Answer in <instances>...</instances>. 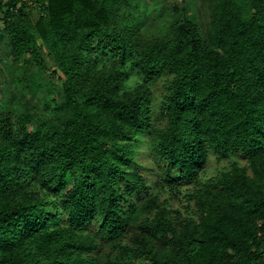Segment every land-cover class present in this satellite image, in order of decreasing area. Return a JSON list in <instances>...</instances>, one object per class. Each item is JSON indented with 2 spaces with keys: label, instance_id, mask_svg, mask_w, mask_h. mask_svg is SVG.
<instances>
[{
  "label": "trees",
  "instance_id": "obj_1",
  "mask_svg": "<svg viewBox=\"0 0 264 264\" xmlns=\"http://www.w3.org/2000/svg\"><path fill=\"white\" fill-rule=\"evenodd\" d=\"M204 5L0 0V264H129L90 224L117 244L147 212L134 264H264V0Z\"/></svg>",
  "mask_w": 264,
  "mask_h": 264
},
{
  "label": "rangeland",
  "instance_id": "obj_2",
  "mask_svg": "<svg viewBox=\"0 0 264 264\" xmlns=\"http://www.w3.org/2000/svg\"><path fill=\"white\" fill-rule=\"evenodd\" d=\"M196 5L198 7V9L201 11V16L204 18V20H206V13L202 12L205 11V5L203 7V0H196ZM33 16L34 18L38 17V9L37 7H35L33 9ZM162 19H158L157 21H155L153 23V25L150 27V30L153 33H156L157 35H163L164 30L162 29ZM150 21V20H149ZM0 24L2 25V19H1V14H0ZM2 65V69L5 71L6 67L3 63H1ZM132 76H136L137 75L133 72ZM131 76V77H132ZM4 77L3 74L0 75V102H3V100L7 97H9V93L8 90L4 87ZM163 83L162 80H159L155 86H154V90H155V95L159 96L158 98H156V102H155V106L157 107V109L155 110L156 116H158V120L157 122H164V118L161 116L160 111L158 109V104L160 101V96H161V91L163 89ZM4 89L6 90L7 93H5ZM119 144H121L120 142H118ZM133 146L137 148V151H135V156L136 158L141 161L144 162V170L141 171V173H144L146 177L149 176L150 182L151 184H155V190H161V191H165L164 193H162L161 195V200H165V197H167V199H169L168 205L169 207H178L181 208L182 210H185V204L186 203V199L183 198V195H176L173 192V188H162L161 185L162 183L157 180L156 177V164H154V162L151 160V157L149 156V137H144L140 140H136L133 143ZM232 158L238 157L237 155H232ZM229 160L228 159H219L216 158L214 156H211V159L208 163V165L205 167L204 169V173L202 174V178L205 179L206 177L212 176L217 174L220 169H222L223 167H228L229 166ZM158 186V187H157ZM151 215L150 213H146V214H141V216L136 219L134 221V223L129 226L128 230L124 233V235L122 236V238H120L117 241V244H115L114 242H112L111 238H107V237H103L100 235L99 232V225L97 220L95 219L91 224H90V229L93 230V232L97 233L99 236V239L101 241V243L103 244V246L105 247L106 251H110V254L114 255V254H123L126 256L128 263L129 264H134V260L136 258H138L137 256H134V245L137 242V237H140L139 240L142 239V237H144L143 234V230L140 224H142L145 219ZM138 240V243H139ZM118 245H122V248L125 247L126 245L129 246V248H131L130 254L124 252V250H122V248H120ZM138 245V244H137ZM136 247V246H135Z\"/></svg>",
  "mask_w": 264,
  "mask_h": 264
},
{
  "label": "clouds",
  "instance_id": "obj_3",
  "mask_svg": "<svg viewBox=\"0 0 264 264\" xmlns=\"http://www.w3.org/2000/svg\"><path fill=\"white\" fill-rule=\"evenodd\" d=\"M138 81H139V78L136 76L129 77V79L125 81V84H124L125 89H128V90L134 89Z\"/></svg>",
  "mask_w": 264,
  "mask_h": 264
}]
</instances>
